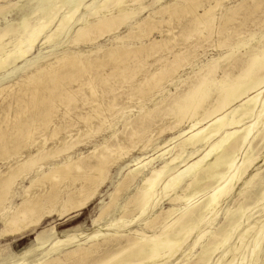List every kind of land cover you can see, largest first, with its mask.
Wrapping results in <instances>:
<instances>
[{"label":"bare ground","instance_id":"1","mask_svg":"<svg viewBox=\"0 0 264 264\" xmlns=\"http://www.w3.org/2000/svg\"><path fill=\"white\" fill-rule=\"evenodd\" d=\"M11 1L16 0L0 4ZM263 4L239 0L217 17L219 0H172L138 19L148 7L144 0H19L10 20L0 24V238L33 231L55 216L74 217L97 199L108 180L113 187L92 217L91 229L59 231L51 225L43 230L45 238L39 233L33 246L0 264H258L264 218L250 219L247 211H264V170L255 165L264 159L259 154L264 153V29L256 31L264 15L254 20L256 12L264 13ZM10 10L1 7V19ZM182 13L192 14L195 26L208 35L225 32L235 20L240 28L248 22L244 27L249 28H235L228 40L230 28L216 39L226 48L223 55L178 78L176 90L179 83L188 85L173 94L167 90L152 109L137 114V126L129 133L120 137L114 131L93 142L111 129L109 123L104 129L106 114L124 113L115 109L117 84H106L111 79L105 67L112 63L118 73L127 69L125 62L137 58L142 38L161 33L172 14ZM68 34L72 46L89 49L62 47L49 61L4 82L37 47ZM109 34L111 46L96 45ZM128 38L140 45L130 49ZM176 40L174 35L153 40L172 60L169 68L152 71L134 86L139 98H152L169 83V75L189 64L180 58V48L174 54L168 49L178 45ZM83 105L88 111L77 112ZM154 111L165 120L175 117L157 128L170 136L155 143L151 154L129 158L136 143L145 139V147L153 141L146 124ZM184 119L186 129H176ZM131 123L126 120L124 126ZM85 142L93 143L90 151L73 155Z\"/></svg>","mask_w":264,"mask_h":264},{"label":"rangeland","instance_id":"2","mask_svg":"<svg viewBox=\"0 0 264 264\" xmlns=\"http://www.w3.org/2000/svg\"><path fill=\"white\" fill-rule=\"evenodd\" d=\"M168 1H172V0H162V1L153 0V2H152V0H144V4L146 6L148 5V7H146L147 10H145L144 12H142L140 14L138 19H142L143 17H146L150 11H155V10L159 9L161 2H164V4H165ZM219 1H220V6L218 5L214 10V13L217 17H219L221 10H223L224 8L232 7L239 0H219ZM18 2H19V0L11 1V2H8L6 4H3V3L0 4V9L4 5L9 6L11 8L8 15L4 14L2 19L0 17V24L5 23V22L10 20L11 11L15 8V6L18 4ZM211 3L214 4L213 1H211ZM136 6L137 5H132L131 7H136ZM263 8H264V6H263ZM198 11L201 12V10H198ZM88 12H89V10L86 13L88 14ZM240 12H243V11H240ZM258 12H256L254 14L255 15L254 20H256L258 18H263L262 15H264V13L260 10ZM190 15H192V14L184 15L182 13L178 17V16H175L174 14H172L171 21L169 23H164L162 25V29L164 31H162L160 33V32L155 30L148 37L142 38L143 47L140 49V53L137 55V58H134L132 60L125 62L126 63L125 66L127 67V69H125L124 71L120 70L119 73L116 72L119 69L113 68L112 63H110L109 60H106V62L110 63V65L108 67H105L104 73L107 75L108 79L109 78L111 79V82H112L111 83L107 80L106 84L108 83V85H111L112 87L116 84L118 85V86L116 85V87L115 86L113 87L114 93L117 95L116 101L118 103V105L115 107V109L123 108L124 113L122 115L117 114L116 116H109L108 114H106V117H107L106 120L107 121L104 124V127H105L104 129H106L108 127V125L111 126L110 127L111 129L108 128L109 129L108 132H102V134L95 135L96 137L92 138V140L94 139L93 142H99L103 136L109 135L110 133H112L114 131H116L117 133L120 132V134H119L120 137H123L125 134L129 133V131L132 128H134V126H137V123L134 120L135 118H137V114H139L140 112H143L145 110L152 109L155 106L156 102L159 101V99H161L162 97L167 95V93H166L167 90H168V92H172V94H173L176 91L180 90L181 87L185 88L188 85V82L184 83L183 85H182V83H179L178 84L179 89L176 90L175 86L173 84L178 83V80H177L178 78H185L186 76L191 75L193 73V71L196 70V67L205 63L207 60H210L212 57H217L219 55H221V56L223 55L226 48L223 46H218V40L219 39L222 40L221 38L223 35L227 34V32H230L232 30L231 36L228 39V40H230L232 38V34H234L233 30H235V28H236V30H239V31L243 30L244 28H245L244 30H246V28H249L248 26L244 27V25H247L248 22L244 25H241V28H240V27H238L239 24H236V23L234 24V22H236V20H235V21H231L232 22L231 24H230V22L228 23L232 27H230L227 24L228 29L225 30V32L222 31L223 33L220 32V33H222L221 35H220L218 30H214L211 33H209V35H208V32L205 29H201V27L197 28L198 25L195 26L194 23L196 22V18H194L193 15L192 16H190ZM184 17H186V18H184ZM187 18H188V20H187ZM191 24H192V26H191ZM261 26H262V27H260L261 29L258 26H256V31L263 30L264 29V23ZM168 27L171 28V32L167 31V29H169ZM230 28H231V30H230ZM196 29L202 30V31L199 32L197 30L195 32ZM190 31H194V35L191 36L188 33ZM70 34H68L67 37H64L61 41L52 44L51 46H48L45 48L37 47L35 49V51L31 55H29L28 58H26V60L24 61V65L22 67H20V69L14 75L8 77L7 79H4V82L11 80V79L15 78L16 76H18L22 72L21 71L22 69L25 70L27 68H31V67L35 66L38 63H41L44 61H49L54 56L59 54V52L62 50V47L76 48V49L79 48L82 50L89 49V48L85 47V44H80L78 46H72L71 45L72 35H70ZM245 34H244V36H245ZM173 35L177 38L176 42L178 43V45H176L175 47L172 48L171 44H170L167 46L168 49L172 51V54H174L175 52L178 51V48H180V52H182L180 54V58H186V60L188 59L187 63H189V64L185 65L181 70H179L178 74L177 73L172 74V75L165 74L166 77L169 75L170 77H167V78H170L171 80L169 79L170 80L169 83L165 84L164 88H160L154 94V96L152 98H149V96L139 98L138 95H140V94L138 93V95H137V93L132 91V90H134V86L138 82L142 81L141 79H144V77L149 76V73H151L152 71L155 72V70L157 71L160 68H164V67L169 68V64H171V60H172L171 53H167L165 50L163 51V48L165 49V47L161 48V47L155 46L152 43L153 40H160V39H166L167 40L169 38H172ZM202 35H204L202 38L203 41L201 40ZM206 35H208V36H206ZM241 36H243V34ZM219 37H221V38H219ZM216 39H218V40H216ZM206 40H207V42H206ZM195 41L197 44L199 42L200 43L197 45L195 43ZM197 41H199V42H197ZM113 42H114L113 35L109 34L107 36H104L102 39H99L98 42L96 43V45L99 44V45H102L103 48H106V47L111 46ZM125 44L130 49H135L136 47H138L140 45L139 41H137L135 39H129V38L125 39ZM191 45L193 48L191 47ZM91 47H94V45ZM152 51L154 52V54H151ZM157 51L159 54L157 53ZM159 51H161V52H159ZM183 51H185L186 53L185 52L183 53ZM191 51H193V52H191ZM152 56H154V57H152ZM158 57H159V59H158ZM145 58H148V59H145ZM156 60H158V61H156ZM160 60H161V62H160ZM138 61H140V62L138 63ZM159 62H160V64H159ZM152 64H153V66H152ZM166 64H168V65H166ZM221 64H224V63H221ZM106 68H108V69H106ZM127 72H128V74H126ZM217 74H219V69L217 70ZM117 76L122 77V78H119V77L117 78ZM113 80H115V81L113 82ZM122 80H123V82H121ZM1 83H2V81H0V84ZM76 85H77V82L75 83L74 81H72L70 83V87H72L73 89H75ZM98 85L100 87V83H98ZM117 87H119V88H117ZM131 91L134 92V93H132L133 96L131 93L129 94V92H131ZM84 93L87 94L88 90L87 89L84 90ZM106 94H107L106 96L108 97L109 95H111V92H107ZM126 96L132 97V99H130V98L127 99ZM120 98H121V101H120ZM168 98L166 99L167 101L169 100ZM101 101H103V99ZM0 102H1V98H0ZM161 106H163V105H161ZM78 110H80V111H78ZM155 110L157 111L158 108H156ZM76 111L77 112L88 111V105L79 106V108ZM157 112H159V110ZM157 112L154 111L151 114L152 116L150 115L147 118V120L148 121L150 120V121L146 124L147 127L149 126V128H148L149 132L151 133V135H153L152 139L154 142L152 141V142L148 143L147 145H145V147H144L145 139L138 142V144L136 143L135 147L128 154L129 158L132 156H143V155L151 154L153 152L151 149L153 148L155 143H159L162 141V139L170 136V133L167 131H165L164 133L162 132L161 134L160 133L158 134L159 130H157V128H159V127L161 128V127H165V125L166 126L169 125V123H171V122H173V120H175V117H171L168 115V116H166V120H165V116L164 117L161 115L158 116ZM115 114L116 113H114V115ZM126 120H128V121L132 120L131 125H128L127 127H125L124 123ZM187 120L188 119H184L182 121L181 125L176 129H179V128L186 129V126L188 124ZM80 126H81V124H80ZM92 146H93V143L85 142L83 145L81 144L80 146L76 147L75 150L72 152V154L73 155L78 154V153H85L86 154L90 151ZM259 154H261V157H263V155H264V153L262 154V152H259ZM258 160H259V162L255 163V165L257 166V165L261 164L262 168L264 170V159L259 158ZM127 166L128 165L126 163L122 164L123 169H125ZM242 180L243 179H241L236 184V186H235L236 189H238L240 187ZM112 187H113L112 182H110L108 180L105 183V185L102 187L100 194L98 195L97 199H95L93 202H91V204H89L87 208L82 210L78 215H76L74 217H71L67 220H61V219H58L57 216H55L54 218L46 220L40 228H36L33 231L25 232V233H22L20 235H16L14 237L0 238V262L5 261V260H9L11 257H13V255L15 256V255L19 254L22 250L29 248L30 246H33L35 244V239L39 233L43 234V237L45 238L46 234L43 233V230L48 229L51 225L57 224V228L59 231H63V230L71 229V228H75V227H79V228H82L85 230L88 228L91 229V219L93 216H95L97 214L98 209L103 204V202L105 203L107 201V194L110 191V189H112ZM259 208H261V207H254L252 210L249 209L247 211L248 214L252 213L250 219H256L259 217L261 219L264 218V211L262 209H259ZM223 211H224V209L221 207V209L219 210V212L217 214L216 220H218L219 217L222 216ZM0 228H1V223H0ZM248 239L250 241V238L246 237L244 244L246 243V245H247V243H249V242H247ZM258 256H259V263L258 264H264V237L261 240V245H260Z\"/></svg>","mask_w":264,"mask_h":264}]
</instances>
